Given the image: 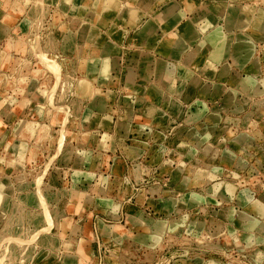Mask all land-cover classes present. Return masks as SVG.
<instances>
[{"label": "rangeland", "instance_id": "obj_1", "mask_svg": "<svg viewBox=\"0 0 264 264\" xmlns=\"http://www.w3.org/2000/svg\"><path fill=\"white\" fill-rule=\"evenodd\" d=\"M171 1L178 3L175 0ZM227 1L232 6L241 8L240 3H236L239 0H209L206 4L215 11L214 7H222ZM14 3L18 7L13 8ZM78 4V0H69L67 4H64L66 6L62 4V0H0V24L3 23L8 27L7 32L1 37L0 50L9 56L8 61L3 62V58L0 61V80L5 79V77L8 79L3 83L0 81V95L2 103L6 106L4 111L12 112V119H14V123L11 122L10 124L8 135L4 134L0 139V189L2 188V196L6 195V198L2 202L0 201L2 210H4L3 203L8 200H24L25 196L28 197L29 195L35 197V192L38 193L36 194L37 198L50 197L51 195L62 198L70 197L72 194L73 190L69 189L71 187H69V183L66 180L62 182V177L66 178L69 174L63 171L60 172V166L67 169V162L63 154L64 149L73 147L71 140L76 138V134L72 130L76 115L74 100H77L74 97V88L83 97L90 98L92 100L91 104L94 99L97 100V104L101 101L96 97L98 90L94 89L90 83L89 85L94 89V97L83 95L77 88L79 82L88 81L85 77L82 79L81 77L87 73L86 71L90 70L91 63L95 61L94 57L98 54L101 55V47L97 45V42L93 41L91 49H88L89 51L87 49L81 51L78 47L80 43H84V39L79 40L77 37V31L81 25L87 24L90 25V28L96 30L95 26L92 25L93 23L91 24L92 19L81 16L74 10V7ZM123 5L131 7L128 4ZM262 8L264 9V7ZM217 14L216 23L219 26L218 20L222 23L223 20L219 19L220 14ZM5 15L8 16L9 21L5 20ZM200 17H187L185 23L187 21L193 22V19L198 23ZM174 30L177 29L174 28ZM72 39L75 41L74 49V45L68 43ZM253 39H248L255 46L252 59L249 61V57L246 58L247 52L244 49V44L247 39H245L242 42L243 47L240 48V56L246 58V60L241 57L239 63L237 61L235 63L243 68L249 62V69L246 68L247 70H245L257 74L262 71L261 67H263L264 45L262 43H264V34L257 35L256 39ZM14 41H17V45L12 44ZM63 41L67 43L63 44ZM87 42H89V39H87ZM114 47L113 44L111 53L114 52ZM237 48L235 47V50ZM167 51L170 54V50ZM259 51L263 52V56H256ZM110 57H112V54ZM91 58H94L93 61H88ZM112 58L114 68L116 59ZM253 66L255 67L253 68ZM224 68H229V66L226 65ZM111 71V81H109L110 79L100 81L96 77L99 79V84H114ZM90 74H93V72ZM130 76L132 75L129 73L127 79L132 81L135 75H133V78ZM234 77H239L238 73L233 75L232 79ZM251 78L252 76H247L243 79L241 87L243 96H238V91L234 90L232 86L234 80L232 79L229 80L232 83L231 87L219 86L213 83L211 91L207 88L205 92L213 94V96L223 93L225 103L220 97L214 100V106L211 107L209 117L211 120L210 125L201 128H199L200 125H195L198 129H192L189 133L192 136L204 137L206 140L203 142H193L187 138L182 140L193 146H198L199 149L181 143L182 148L187 149L188 153H186V151L177 147L178 142L182 139L178 137V140L175 139L174 142L173 140L166 142L170 150L174 148L180 154L185 152L183 157L178 155H167L166 157L167 164L170 166H176L182 162L181 160H184L175 169V176H179L178 179L173 177L174 170L170 168L165 169L160 174L147 173L148 181H145L144 169H142L133 172V184H127L126 186L124 183L121 184L120 196L118 197L122 200L131 198L133 205H131L132 207L129 208L128 212H126L127 206L122 203L113 210L116 212L122 208L124 217L126 212L128 219L131 216L135 224H132L130 219L127 220L126 218V221L125 219L122 222L117 221L118 225H124L123 228L119 227V230H124V232L112 231L113 226H109L111 228L107 227L113 235L119 236H115L118 238L117 245L107 249L108 246L106 247L104 244L103 235L100 231L102 227L106 226L101 222L100 228L98 225L96 227V220H93L95 213L92 212L96 210L104 213L106 211L104 209L114 206V204H110V206L96 204L94 207L91 205V208H88L87 211L93 213V216L85 224L84 221L80 224H83L82 226L86 228L85 231L94 234V247L97 249L93 252L95 264H178L177 261L179 260V264L184 261H187L185 264L190 262H192L191 264H264V231H259L260 227H258L257 231L261 233L259 243L249 244L245 240L241 222L237 220L239 215H251L264 221V216H261L260 213V215L257 214V211H253L255 210L254 207L238 203V194L242 192H246L252 198L264 203V77L262 76L260 80L262 86L261 84L255 86L256 80ZM88 79L91 78L88 76ZM250 79L251 81H248ZM72 86L73 88L70 90ZM160 91L165 104L169 105V99L172 98L174 103L177 102L175 103V109H173L181 116L179 101H176L170 93H163L161 89ZM170 91L181 94L182 91L187 92L188 90L185 87L177 90L173 82ZM106 93H109L108 98L115 95L111 90ZM18 94L21 96L20 100L17 98ZM185 96L189 97L188 94H185ZM63 103L66 106L68 105L65 106L66 109L63 108L64 106L62 107ZM150 109L152 111L149 110V114H153L156 110L154 107ZM202 111L198 109L191 117H198L200 113H203ZM4 114L6 115V113ZM71 114L74 115L71 116ZM63 120L64 122H62ZM25 121H33L36 124L32 129V134L28 136L25 135V128L20 129ZM37 123L40 127L37 126ZM167 132H170V135L173 134L170 130ZM246 135L249 136V140L247 139V141L239 144L237 138H244ZM16 143H24L23 146L27 145V147H24L25 149L20 151L17 159V152L13 153ZM74 148L79 149L80 146ZM60 155L61 159H59ZM223 156H226L232 162L223 159ZM237 157L242 160L236 163ZM154 160L155 162L160 161L159 157ZM62 162L66 164H61ZM187 164H193L190 170H196L197 168L201 170L206 164L212 166L211 169H220L218 171H205L204 174H207L205 176L199 172V180L189 181L190 184H185L186 187H182V182L186 176L192 178V174L188 172V169L183 171L184 166ZM74 169H80V167H74ZM205 177L213 179L199 183ZM45 182H47L48 189L45 187ZM227 183L235 189L234 192L226 190ZM137 186L142 187V189L137 190ZM58 191L59 194H57ZM89 192L93 197H102L97 190H90ZM187 193H189L187 200L189 199L194 204H184L182 202L184 199L182 201L179 199L185 197ZM146 194L151 198H158L154 203V214H151V212L150 214L146 213L143 208H139L141 204H136V200L141 201ZM79 198H82V196ZM85 198L86 195L83 199ZM161 203L166 210L159 207ZM53 207L62 210V219L66 216L65 213L69 212L77 220H83L84 209L80 211V208H72L68 205H60V203L51 206L50 209ZM26 208H28L27 205ZM227 208L231 209L233 217L237 221L235 220L233 223L229 221L225 212ZM136 214L141 215L144 220L167 222V226L166 223L165 225L156 223L153 225V230L152 228L148 229L150 233L146 232L145 228L140 226L141 224L146 225V223ZM101 215L104 217L105 214ZM68 220L70 219L68 218ZM200 222L204 223L203 227L201 224L197 225L196 231H200L198 233L201 235L204 228L208 227L209 230L206 235H201L198 238L193 233L186 232L190 224L194 225ZM260 223L264 224V222ZM70 224L69 231L72 227L78 228V221L72 220ZM229 226L234 228V231L224 229V232H221L222 228L229 229ZM40 227L41 229L45 228L46 222L44 224L40 222L37 228ZM58 229L56 227V230ZM76 231L77 229L73 232ZM147 233H149V238L143 239L142 236ZM154 238L158 239L157 243H154ZM67 240H70V238ZM154 244L159 245L154 246ZM73 245L79 246V242L74 240ZM113 248H116L117 251H114ZM121 249L126 250V253H120ZM63 259L64 264L76 262L74 256L72 257L69 254H64Z\"/></svg>", "mask_w": 264, "mask_h": 264}, {"label": "crops", "instance_id": "obj_2", "mask_svg": "<svg viewBox=\"0 0 264 264\" xmlns=\"http://www.w3.org/2000/svg\"><path fill=\"white\" fill-rule=\"evenodd\" d=\"M170 1L171 0H164L162 2H157V0H119L118 8H116L117 10L114 12H105L100 5H95V0H81L77 12L81 16L92 19L91 23H93L92 25L96 28V37L99 39L100 44L101 42L104 44L106 41H111L115 45L112 57L116 59V64L111 71L114 84H99V79L96 78L97 73L94 72L90 74L85 70L87 73L84 74L81 79L85 77L91 86L98 90L97 98L101 99V101L98 102L97 106H92V100L83 97L74 88V97L77 100H74L76 115L74 118V128H72V130H74L76 138H72L71 140L73 147L64 149L63 154L67 162V169L60 166V172L63 171L69 174L66 178L62 177V182L66 180V182L69 183V187L71 186L69 189L73 190L72 194L70 197L66 196L62 198L58 195V197L51 195L50 197L45 196L44 198V196H42L37 198L36 194L38 193L35 192V197L29 195L28 197L25 196L24 200H8L3 203L4 210L0 208L1 211L11 210L8 212L0 211V264H2V261L3 264H64V254H69L72 257L74 256L76 262L72 264H95L93 252L97 249L94 247V234L85 231L84 229L86 228L82 226L83 224H80L83 221L85 224V222L89 221L93 216V213L87 211L88 208H91V205L94 207L96 204L109 206L110 204H114V206L104 209L106 210L104 213L97 212L96 210V212H92L95 213L93 220H96V227L97 225L99 226L101 222L106 226L102 227L100 231L103 235L102 239L104 244L106 247L108 246L107 249H110L113 245H117L118 238L116 237L119 236L113 235L107 227L113 226V229H111L112 231L124 232V230H119V227L123 228L124 225H118L117 221L122 222L124 219L126 221V218L127 220L130 219L132 224H135L131 216L128 219L126 214V212L130 210L129 208L132 207L131 205H133L131 198L122 200L118 197L120 196L121 184L124 183L125 186L127 184H133V172L142 169H144L145 181H148L147 173L160 174L164 172L165 169L168 170L170 168L174 170L173 177L178 179L179 176H175V169H177L179 164L184 162V160H181L182 162L178 163L176 166H170L167 164L166 157L167 155H178L183 157L185 152L180 154V152L174 148L170 150L166 142L169 140H173L174 142L175 139L178 140V138H182L178 142L177 147L186 151V153H188L187 149L182 148L181 143L191 144L182 141L184 138L193 142H203L205 139L201 136H192L189 135V133H191L192 129H198L195 125H200L199 128L202 126H209L211 122L209 118L211 107L214 106L213 101L218 97H220L222 101L224 99L223 93L213 96V94L206 93L203 90L209 88L211 91L213 83L219 86L229 87L232 84L229 80H231L236 73H238L239 77H234L232 79L234 80L232 86L234 90L238 91V96H243L241 87L243 79L247 76H252V78L256 80L255 86L256 84H261L260 80L262 76L264 77V60L262 62L263 67H261L262 71L257 74L245 70L249 62L243 68H240L239 65L235 63L236 61L239 63L241 59L240 48L243 47L242 42L245 41V39L254 38L251 29L243 30L232 27L230 32H228V29L218 20V24H220L219 27H221L223 34L220 39L215 40L212 34V27L203 29L205 30V32H203L200 27L201 24L196 21L192 22L196 28L197 37L195 36L192 42H189L188 47L179 59L172 57L167 51L169 50L167 43L168 40L173 37L174 28L180 27V29H182L187 17L195 16L198 18L210 14L218 19V14L206 4L209 0H175L179 3L180 9L186 12V17L171 29L166 25V17L164 18L162 15L166 9L165 5ZM188 1H192V12L186 11V3ZM236 3H240V11H243L245 13L244 15L247 16L251 22L254 17L262 11L261 8L264 7L263 0H239ZM123 4H128L142 13V17L137 24H132L127 16L121 17L118 14L119 7ZM81 5L82 7H80ZM81 9H84L82 13H80ZM93 9L96 16H92ZM4 18L9 21L8 16L5 15ZM148 20L154 21L152 22L154 29L150 32L143 33L141 27L145 25ZM164 23L167 28H163ZM5 27L3 23L0 24V40L3 34L8 30L6 25ZM151 37L154 38L151 39ZM16 42L17 41H14L12 44L17 45ZM66 43L67 42L63 41V44ZM68 43L73 44V49L75 48V41L73 39ZM262 44L264 45V43ZM235 47L238 48L235 50ZM98 49H100V47H98ZM189 52L192 54L191 56ZM97 56H99V54L95 57L98 61L97 66H99L100 56ZM256 56H263V52L259 51ZM82 58L84 59V57ZM1 60L3 62L9 60L8 54L2 50H0V61ZM209 62L213 63L216 67L213 77L207 74L208 69H206V65L210 69ZM177 65L179 67H177ZM226 65H228L229 68H224ZM159 68L162 71L165 69V72L160 74V72H158ZM182 70L183 73L181 72ZM130 72L135 75L132 81L127 79ZM88 76L91 79H88ZM6 78L7 77L0 81L2 83L6 82L8 80ZM173 82L177 90H181V88L185 87L188 91H182L181 94H178L176 91H170V86ZM152 87H157L163 92L170 93L171 96H174L175 100L180 103L181 116L175 112L171 105L165 104L163 100H161L163 98L158 96L157 93L155 94V90ZM72 88L73 86L70 90H72ZM110 90L115 93V95L108 98L109 93L106 92ZM185 94H188L189 97H184ZM1 98L0 95V139L4 134L8 135L10 124L11 122L14 123L12 112L4 111L6 106L2 103L3 101ZM17 98L20 100L21 96L18 94ZM65 106V103H63L62 107L64 109H66L68 105ZM151 107L156 109L153 114H149ZM198 109L203 110V113H200L198 117H191ZM220 109L223 110L222 108ZM4 113H6V115ZM73 115L74 114H71V116ZM198 118L201 119L199 120ZM62 122H64V120ZM174 124L176 125L173 126ZM169 130L172 131V135H170V132H167ZM79 146V149L74 148ZM191 146L195 149H199L198 146ZM157 157H159L160 161L155 162L154 159ZM59 159H61V155ZM223 159L232 162L226 156H223ZM61 164L66 163L62 162ZM192 165H185L183 171L188 169V172H190V167H192ZM74 167H80V169H74ZM217 169L219 170L220 168ZM208 179L212 180L213 178L205 177L199 183L206 182ZM182 183V187H186L184 181ZM44 184L46 189H48V185H46L47 182ZM141 185L142 183L140 186ZM136 189L140 190L142 187L139 188L137 186ZM90 190H97L101 193L100 196L102 197H93L89 192ZM59 193L58 191L57 194ZM188 194L189 193H187L185 197L179 199L181 201L184 199L182 201L184 204H194L189 199L187 200L186 196ZM84 195H86L85 199H83ZM80 196H82V198H79ZM90 197L91 199L89 200ZM137 200L136 204H141L139 208H143L146 213L148 212L150 214L151 212V214H154V203L158 198H151L146 194L141 201L138 202ZM59 203L60 205H68L72 208H80V211L84 209L85 213L83 220H77L75 217L71 216L69 212L65 213L66 216L62 219V210L57 209V207H55V209L54 207L50 209L51 206ZM121 203L127 206L125 217L122 208L118 209L116 212L113 210L117 208V205H121ZM162 203L159 204V207L165 209L162 207ZM195 203L197 204L196 201ZM26 205L28 208H26ZM41 206L44 209H42ZM248 208L250 207L248 206ZM229 210L231 211L230 208H227L225 211L227 215L230 213ZM101 214H105L103 215L104 217H102ZM257 214L259 213L257 212ZM136 216L146 223L147 226L143 224L140 225L145 228L146 232L151 228L153 230V225L156 223H163L164 225L166 223L167 226V222L144 220L139 214H136ZM250 217L252 216L239 215L237 220L241 222L243 227ZM68 218L78 221L76 232H73L72 228L69 231L62 227L61 224L67 221ZM254 218L260 222H264L259 217ZM235 220L236 219H233L231 221L229 219L231 223ZM40 222L43 224L46 222V227L42 229L40 227L38 229L37 225ZM199 224L203 227L204 223L190 224V228L188 227L186 232H191L198 236V238H200L201 235H206L209 228H204L200 235L198 233L200 231H196V227ZM74 225L73 223V226ZM114 226H116L117 229L114 228ZM56 227L59 229L56 230ZM230 228H222L221 232H224V229L230 230L231 232L234 231V228ZM243 229L246 241L249 236H254V239H260V232ZM148 232L150 233V231ZM149 233L144 234L142 238H149ZM105 234H107V236H105ZM71 237L79 242V246H64L63 242ZM236 239L238 240V238ZM156 245L159 244H154V246ZM149 246L153 247L151 245ZM113 249L117 251L116 248ZM122 252L126 253V250L121 249L120 253ZM179 261H177L178 264ZM186 262L187 261L180 262V264H185ZM191 263L192 262L188 264Z\"/></svg>", "mask_w": 264, "mask_h": 264}, {"label": "bare ground", "instance_id": "obj_3", "mask_svg": "<svg viewBox=\"0 0 264 264\" xmlns=\"http://www.w3.org/2000/svg\"><path fill=\"white\" fill-rule=\"evenodd\" d=\"M69 0H62V4H67ZM80 1L79 4L77 6L74 7V10L77 11V8L78 6L81 4V0H78ZM132 1H138V0H132ZM164 0H157V2H162ZM71 2V1H70ZM192 1H188L186 4H187V9L186 11H190L192 12L193 10V4H191ZM234 2V1H233ZM84 4H85V1H84ZM92 4V3H91ZM95 5H100L102 7V9L105 11V12H113L115 10H117L116 8H118V5H119V0H95ZM66 6V5H64ZM18 7L17 5H15V3L13 4V8H16ZM82 7V5L80 6ZM166 9H165V12L162 14L164 16V18L166 19V25L173 29L180 21H182V19L184 18V16H186V12L185 11H182L179 7V3H175L174 1H171L170 3H167L165 5ZM71 8V7H70ZM98 8V7H97ZM179 8V9H178ZM182 8V7H181ZM101 9V8H99ZM215 11L217 13L220 14V17L219 19H222L223 20V26L225 28L228 29V31H230V29L232 27L234 28H240V29H245V30H248V29H251L253 30V37L254 39H256L257 35H263L264 34V9L262 8L261 12L256 15L254 17V19L251 20L249 18H247V16H245L244 12L240 11V8H237V7H234L232 6L228 1L221 7V6H216L214 7ZM84 11V9H81L80 13H82ZM89 11V10H88ZM92 11V10H91ZM206 13V11H205ZM118 14L121 16V17H125L127 16L129 18V21H131L132 24H137V22L139 21V19L141 18V12L134 9L133 7H128L126 5H121L119 7V10H118ZM96 16L95 14V11L93 9L92 11V16ZM99 15V14H98ZM97 15V17H98ZM204 15V14H203ZM120 17V18H121ZM32 19V18H31ZM123 19V18H122ZM127 19V18H126ZM195 22V19H193ZM127 22V20H126ZM153 21L150 20V21H147L145 25H143L141 28H142V31L143 33L145 32H150L154 29V26H153ZM158 22V21H157ZM197 22V21H196ZM217 19L215 17H213L212 15L210 14H207L206 16H202L199 18L198 20V23L201 24L200 27L202 29L203 32H205V28H210L212 27V34L214 36V39L215 40H218L220 39L221 35L223 34V31L222 29L217 26ZM92 24V23H91ZM162 24V23H161ZM194 23L191 22H188L187 23H184L182 29H180V27H177L176 31H173V37L170 38V40H168V47H169V50H170V55L172 57H174L175 59L176 58H180V56L182 55V53L185 51V49L188 47V44L189 42H192V39L196 36L197 37V33H196V28L194 27L193 25ZM164 23V27L163 28H167ZM90 26V25H89ZM87 24H83L80 26V28L78 29L77 31V37L78 39L80 40L81 38L84 39V43H80L78 45L79 49L81 51H85L87 49V51H89L91 49V44L94 42H97V45H99L100 47H102L101 49V55L100 56V60H99V66H97V60L94 59V58H91L89 59L88 61H93L92 59H94L95 61L93 63H91V67H90V70L88 72H95L97 73L96 77H98L100 79V81L102 80H107L110 79L109 81H111V78H110V71L113 70V58L110 57L111 56V52H112V49H113V44L111 42H104V44L101 42H99V39L96 37V30H94L93 28H90ZM5 27V25H4ZM3 28V27H2ZM6 28V27H5ZM174 30V29H173ZM2 31V30H1ZM168 31V30H167ZM172 34V33H171ZM1 35V34H0ZM98 35V34H97ZM142 36V35H141ZM151 36V35H150ZM167 36V35H166ZM165 36V37H166ZM139 38V37H138ZM154 38V37H151V39ZM157 38V37H155ZM225 38V37H224ZM87 39H89V42H87ZM105 39V38H104ZM168 39V38H166ZM253 39V40H254ZM86 40V41H85ZM92 42H91V41ZM142 40V39H141ZM252 40V39H251ZM143 41V40H142ZM148 41V40H146ZM206 43V42H205ZM220 43V42H219ZM224 43V42H223ZM222 45V44H221ZM201 46V45H200ZM245 48L246 49V52H247V55H246V58L247 56L249 57L248 60L250 61L254 55V49H255V46L254 44L252 43V41H245V44H244ZM215 48V47H214ZM89 49V50H88ZM194 49V48H193ZM219 49V48H218ZM223 50V49H222ZM208 51V50H207ZM220 51V50H219ZM188 53V52H187ZM190 53V52H189ZM190 56L192 55L191 53L189 54ZM196 55V54H195ZM97 56V57H99ZM213 57V56H212ZM223 57V56H222ZM242 57V56H241ZM243 58V57H242ZM246 58H243L246 60ZM193 59V58H192ZM257 60V59H256ZM210 63V69L209 67H207L206 65V69H208V72L207 74L212 77L214 76V72L216 70V67L214 66L213 63L209 62ZM207 64V63H206ZM257 64V63H256ZM255 64V65H256ZM183 66V65H182ZM250 66V65H248ZM252 66V65H251ZM159 67V66H158ZM177 67H179L177 65ZM247 69H249L248 67H246ZM254 68V67H253ZM178 69V68H177ZM184 69V67H183ZM246 69V70H247ZM165 69H163V71L159 68V71L160 74H163L165 71ZM180 70V69H179ZM178 71V70H177ZM254 71V70H253ZM183 73V70L181 71ZM130 74L132 76H130L131 78H133V73L130 72ZM169 76V75H168ZM143 77V76H142ZM141 77V78H142ZM144 78V77H143ZM180 79V78H179ZM252 79V78H251ZM248 80V81H251ZM19 81V80H18ZM23 81V80H21ZM246 83V82H244ZM248 84V83H247ZM18 86V85H17ZM34 87V86H32ZM77 88H79L80 92L83 94V95H87L88 97H91L94 95V89H92V87L89 85V82L87 81H81L77 84ZM154 88V87H152ZM213 89V88H212ZM155 90V94L157 93L158 96L162 97V92L160 91V89L158 88H154ZM207 88H205L203 91H206ZM164 93V92H163ZM98 96V95H97ZM96 96V97H97ZM94 97V96H93ZM162 100V99H161ZM177 103V102H175ZM174 103V100L173 98L172 99H169V105H171L172 108H174L176 105ZM97 100L94 99L93 100V103H92V106H97ZM101 108V107H100ZM153 108V107H152ZM175 109V108H174ZM177 109V108H176ZM150 111H152V109H150ZM149 111V112H150ZM153 113V112H152ZM38 124V123H37ZM35 123L33 121H25L20 129H24V132H25V135L28 136L29 134H32V129H34L35 127ZM42 125V124H41ZM38 127L39 124L37 125ZM36 126V127H37ZM37 127V128H38ZM35 128V129H37ZM36 131V130H35ZM33 131V132H35ZM37 132V131H36ZM38 134V133H37ZM36 135V134H35ZM37 136V135H36ZM34 138V137H33ZM204 138V137H203ZM249 138L248 135H246L244 138L243 137H238L237 138V142L240 144L242 142H245L247 141V139ZM206 140V138H204ZM249 140V139H248ZM24 143H16V147L14 148L13 150V153L14 152H17V157L16 159L19 157V153L21 150L25 149L23 146ZM210 144V143H209ZM208 150V149H207ZM240 155V154H239ZM15 159V158H14ZM242 159L240 157H237V160H236V163L237 161H241ZM14 161V160H13ZM16 161V160H15ZM18 161V160H17ZM195 166V165H194ZM197 166V165H196ZM213 168L212 166H210L209 164H206L205 167L201 168H197L196 170L195 169H191L190 172L192 175V178L186 176L184 178V184H190L188 183L189 181L192 182V181H196V180H199V175L198 173L201 172V174L205 171H214L216 169H211ZM195 171V172H194ZM208 173V172H207ZM213 173V172H211ZM209 173V174H211ZM215 173V172H214ZM207 175V174H204V176ZM213 177H215V175H213ZM227 189L226 190H230V192H234L235 189H233L232 186H230L228 183L226 185ZM1 191H2V188L0 189V201L2 202L4 200V198H6V195H3L1 194ZM236 194V193H234ZM187 197V196H186ZM238 199H239V202L242 203V204H246V205H249L250 207H254L255 211H257L258 213H260L261 215L264 214V203L261 202L260 200H257V199H254L252 198L248 193L246 192H242V193H239L238 194ZM173 200V199H172ZM230 211V210H229ZM227 215V214H226ZM249 216V215H248ZM227 218H229L230 220H233L234 217H233V213L232 211H230V213H228V215L226 216ZM72 221V219L70 220H67L65 222H63L61 225L62 227H64V229L68 230V228L71 227V224L70 222ZM77 227V226H76ZM259 228V231L263 232L264 231V224L262 225L260 223L259 220H257L256 218H254L253 216L250 217L248 219V221L245 222L243 228L247 229V230H250V231H254L256 230L257 231V228ZM73 231L76 230L77 228H73ZM85 230V229H84ZM148 231V230H147ZM250 233V232H249ZM67 241V242H66ZM63 242L64 246H67V245H73V242H74V238L71 237L70 240H66ZM154 243H157L158 242V239L157 238H154L153 239ZM248 243L249 244H256L257 242H259V239H254V236H249L248 239H247ZM258 244V243H257ZM261 244V243H260ZM261 256V255H260ZM1 260V259H0ZM1 262V261H0ZM2 264H3V261H2Z\"/></svg>", "mask_w": 264, "mask_h": 264}]
</instances>
